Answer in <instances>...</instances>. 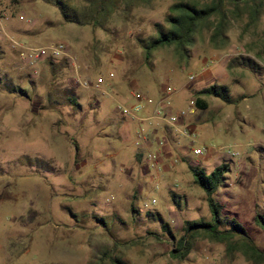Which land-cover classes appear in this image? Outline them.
<instances>
[{"label": "clouds", "instance_id": "9594fccd", "mask_svg": "<svg viewBox=\"0 0 264 264\" xmlns=\"http://www.w3.org/2000/svg\"><path fill=\"white\" fill-rule=\"evenodd\" d=\"M0 264H264V0H0Z\"/></svg>", "mask_w": 264, "mask_h": 264}, {"label": "trees", "instance_id": "16d2710c", "mask_svg": "<svg viewBox=\"0 0 264 264\" xmlns=\"http://www.w3.org/2000/svg\"><path fill=\"white\" fill-rule=\"evenodd\" d=\"M220 35H221V37H222V33H220ZM253 67H255V65H253ZM197 103H198L201 107H204V106H205V104H204L203 101H198ZM201 179H202V182H203L205 185L208 184V180H207L206 178L201 177ZM213 183H215V180H213ZM225 235H227V234H225ZM174 254H175V253H174Z\"/></svg>", "mask_w": 264, "mask_h": 264}]
</instances>
